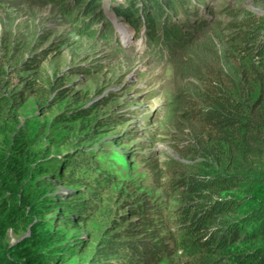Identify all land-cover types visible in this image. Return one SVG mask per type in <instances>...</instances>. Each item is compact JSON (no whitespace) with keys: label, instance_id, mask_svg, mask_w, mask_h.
<instances>
[{"label":"trees","instance_id":"1","mask_svg":"<svg viewBox=\"0 0 264 264\" xmlns=\"http://www.w3.org/2000/svg\"><path fill=\"white\" fill-rule=\"evenodd\" d=\"M102 1L59 0L62 12L81 18L80 28L53 39L42 30L32 47L27 30L14 18L6 22L0 39V135L7 132L0 150V264H264V18L234 15L226 37L208 35L195 44L194 36L212 21L215 0H122L108 7L141 38L142 54L170 65L186 59L184 77L198 82L181 95L168 94L156 120L161 138H175L182 126L190 135L177 136L178 148L198 166L183 171L146 151L147 143L137 139L144 136L137 114L118 109L113 92L88 100L61 76L38 79L43 58L72 51L80 38L98 41L112 57L136 53L122 45ZM12 75L19 86L11 85ZM33 99L47 102V110L71 99L76 106L43 127L34 118L18 126L16 113ZM96 127L115 131L112 142L86 144V132ZM58 128L85 138L58 137ZM59 146H66L63 153L51 150ZM57 180L68 188L58 197L50 191ZM19 225L29 226V234L4 243ZM82 226L90 230L86 236L68 233Z\"/></svg>","mask_w":264,"mask_h":264},{"label":"rangeland","instance_id":"2","mask_svg":"<svg viewBox=\"0 0 264 264\" xmlns=\"http://www.w3.org/2000/svg\"><path fill=\"white\" fill-rule=\"evenodd\" d=\"M115 2L122 0H103L102 11L108 20H114L113 14L108 9ZM2 3V2H1ZM7 5L0 4V39L4 35V31L8 29L6 23L8 19L14 18L15 23L20 31H28L30 46H35L36 38L34 34H42V30L50 33V39L58 36L60 33H73L74 29H79L81 18L70 16L68 12H62L59 9V0H7ZM6 6V7H5ZM212 21L199 33L194 36L191 42L205 41L208 35L215 36L221 33L223 37L228 34L229 30L225 29L226 23L232 16H240L243 13H250L258 17L264 18V0H215L211 4ZM120 30H115L116 35L124 46L131 45L136 47V53L129 54L125 57H112L109 48L103 47L98 41L92 42L87 38H80L78 45L72 51L65 50L58 54L52 52L48 54L40 64L38 71V79L40 81H52L56 77L61 76L64 83L70 86L74 91H80L87 94V99H92L98 94L113 92L119 99V108L121 110H129L136 115L135 123L137 130L142 132L143 138H137L147 143L146 151L157 153L162 162L171 169H179L183 171H194L197 165V159L186 157L184 152L179 151L180 140L189 139L190 135L179 127L175 130V138L173 135L163 136L159 134L156 120L160 118L165 110V100L168 94L181 95L185 88H190L193 83L198 82L192 78L184 77L182 68L188 67V62L181 60L175 64H167L166 62H155L150 59V55L142 54L143 48H139L141 38H136L135 33L128 25L120 20L115 22ZM120 27H119V26ZM122 31V32H121ZM118 32V33H117ZM80 36H82L80 34ZM43 44L41 47H44ZM39 48V47H36ZM179 55V54H178ZM177 55V56H178ZM1 56V53H0ZM25 56V55H24ZM24 56L22 59H24ZM22 57V56H21ZM19 57V59L21 58ZM179 57H176L177 59ZM193 58V57H192ZM21 59V60H22ZM182 59V58H181ZM174 60V59H173ZM193 63V61H191ZM213 64V62H211ZM91 67L90 76H86L83 71L85 68ZM26 75V74H23ZM20 77V75H16ZM12 75L10 79L11 85L19 86L18 80ZM76 106L74 100L67 104L54 106L51 110H47V102L44 100H29L19 110L17 115V125H23L26 121L34 118V122H38L40 127L52 121L55 114L68 111L69 108ZM162 110V112H161ZM160 112V114H159ZM139 124V125H138ZM65 127H71L69 125ZM67 132V133H66ZM153 134V139L145 138L146 133ZM6 133L0 135V150L4 148V140ZM56 135L62 136L64 133L69 136L68 139L73 140L78 137L80 139L89 137L86 144H94L92 141L108 140L112 142L115 137V131H109L108 127H96L86 132V136L76 132L74 135L66 129H56ZM136 139V140H137ZM66 146H59L58 150L51 147L53 152L63 153ZM125 149L127 147H121ZM129 148V147H128ZM143 151H145L143 149ZM142 152V151H141ZM138 165L132 160L129 165L130 172L134 175L137 173ZM140 177V176H136ZM67 187L61 180L54 181V187L50 190L53 196L63 195L67 192ZM74 192L75 190L70 189ZM54 216V215H53ZM29 226L23 228L17 226L16 229L7 231L2 239L7 245H14L20 238L29 234ZM90 230L88 227L82 226L78 230H69L70 235L86 236ZM177 264L180 263L176 261Z\"/></svg>","mask_w":264,"mask_h":264},{"label":"bare ground","instance_id":"3","mask_svg":"<svg viewBox=\"0 0 264 264\" xmlns=\"http://www.w3.org/2000/svg\"><path fill=\"white\" fill-rule=\"evenodd\" d=\"M114 24H115V23H114ZM118 26H119V25H118ZM119 27H120V26H119ZM115 30H117V31H118V30H120V29H119V28H115ZM121 32H122V31H121Z\"/></svg>","mask_w":264,"mask_h":264}]
</instances>
